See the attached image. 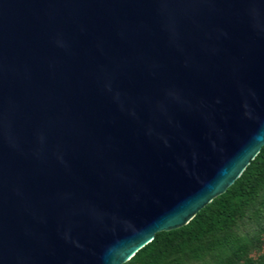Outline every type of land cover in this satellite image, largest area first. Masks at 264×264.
Here are the masks:
<instances>
[{"label": "water", "instance_id": "obj_1", "mask_svg": "<svg viewBox=\"0 0 264 264\" xmlns=\"http://www.w3.org/2000/svg\"><path fill=\"white\" fill-rule=\"evenodd\" d=\"M264 146V0H0V264H124Z\"/></svg>", "mask_w": 264, "mask_h": 264}, {"label": "trees", "instance_id": "obj_2", "mask_svg": "<svg viewBox=\"0 0 264 264\" xmlns=\"http://www.w3.org/2000/svg\"><path fill=\"white\" fill-rule=\"evenodd\" d=\"M264 184V146L240 177L200 210L185 226L160 232L128 262L137 264H240L246 254L245 238L231 235L230 227L242 209L258 196ZM166 242V243H165ZM169 257V263L165 261ZM264 264V263H263Z\"/></svg>", "mask_w": 264, "mask_h": 264}, {"label": "rangeland", "instance_id": "obj_3", "mask_svg": "<svg viewBox=\"0 0 264 264\" xmlns=\"http://www.w3.org/2000/svg\"><path fill=\"white\" fill-rule=\"evenodd\" d=\"M258 196L247 207L241 210L230 227V234L245 238L248 242L246 254L241 258L240 264L264 263V184L257 190ZM166 243V242H165ZM165 261L169 263V257ZM149 261H140L137 264H147Z\"/></svg>", "mask_w": 264, "mask_h": 264}]
</instances>
